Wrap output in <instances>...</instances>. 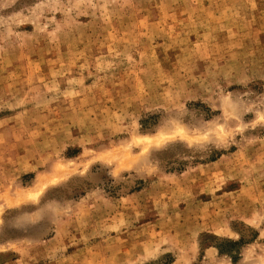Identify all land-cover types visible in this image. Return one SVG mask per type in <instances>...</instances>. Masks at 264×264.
Segmentation results:
<instances>
[{
    "label": "rangeland",
    "instance_id": "rangeland-1",
    "mask_svg": "<svg viewBox=\"0 0 264 264\" xmlns=\"http://www.w3.org/2000/svg\"><path fill=\"white\" fill-rule=\"evenodd\" d=\"M0 264H264V0H0Z\"/></svg>",
    "mask_w": 264,
    "mask_h": 264
},
{
    "label": "trees",
    "instance_id": "trees-1",
    "mask_svg": "<svg viewBox=\"0 0 264 264\" xmlns=\"http://www.w3.org/2000/svg\"><path fill=\"white\" fill-rule=\"evenodd\" d=\"M225 243H228V244H231V245H234V244L237 245L236 242H232V241H226ZM219 247H220V246H219ZM219 249H220V252H221V253L225 252V251H223L222 247H220Z\"/></svg>",
    "mask_w": 264,
    "mask_h": 264
}]
</instances>
